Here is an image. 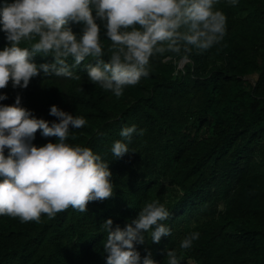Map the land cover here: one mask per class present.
<instances>
[{
    "label": "trees",
    "instance_id": "trees-1",
    "mask_svg": "<svg viewBox=\"0 0 264 264\" xmlns=\"http://www.w3.org/2000/svg\"><path fill=\"white\" fill-rule=\"evenodd\" d=\"M216 7L228 17L223 40L193 48L188 61L183 49L155 53L150 74L121 96L88 78L92 56L75 65L79 79L41 69L27 87L14 88L10 80L0 88L8 94L0 103H14L20 93L24 106L49 121L59 119L52 104L85 115L87 123L73 128L69 141L110 161L115 184L112 196L89 201L87 211L69 206L28 221L0 214V264H108L103 221L111 217L113 227H124L155 199L169 207L164 222L172 232L159 242L146 233L136 244L142 256L150 249L168 264L167 250L175 249L181 264H264V0H218ZM72 27L82 31L81 24ZM102 41L107 59L112 41ZM8 43L0 24V48ZM133 123L143 134L134 133L130 152L115 158L113 142ZM41 131L34 143L55 142ZM193 230L199 238L181 248Z\"/></svg>",
    "mask_w": 264,
    "mask_h": 264
},
{
    "label": "clouds",
    "instance_id": "clouds-1",
    "mask_svg": "<svg viewBox=\"0 0 264 264\" xmlns=\"http://www.w3.org/2000/svg\"><path fill=\"white\" fill-rule=\"evenodd\" d=\"M236 4L239 0H230ZM218 0H4L0 6V24L10 42L0 48V88L11 80L12 86L27 87L42 69L79 79L74 71L88 56V78L116 96L127 85L140 82L151 71L155 53L184 50L190 59L193 48L205 50L223 40L227 33V14L216 7ZM73 23L82 31L73 30ZM112 41L105 59L102 37ZM28 42L24 44L22 42ZM51 54L50 62L37 63L34 56ZM73 58L69 63L68 58ZM0 92V101L7 98ZM0 103V214L19 216L22 221L39 220L42 213L53 217L69 206L87 211L88 202L113 195L110 161L91 146L69 141L73 128L87 123L85 115L73 114L57 104L50 113L58 120L34 115L22 104ZM37 129L44 136H56L55 142L34 143ZM143 134L133 123L125 125L121 137L113 142L115 158L130 152L127 141L134 133ZM7 147V154L5 149ZM159 199L147 202L126 226L113 227L111 217L103 221L108 237L103 243L108 264H161L136 247L146 233L159 242L172 228L164 221L171 215ZM200 236L198 230L187 233L180 247L190 248ZM168 264H181L175 249L167 250ZM192 261V260H191ZM190 261V262H191ZM190 264V263H189ZM199 264V263H198Z\"/></svg>",
    "mask_w": 264,
    "mask_h": 264
},
{
    "label": "built area",
    "instance_id": "built-area-1",
    "mask_svg": "<svg viewBox=\"0 0 264 264\" xmlns=\"http://www.w3.org/2000/svg\"><path fill=\"white\" fill-rule=\"evenodd\" d=\"M190 264H198V262L196 260H192Z\"/></svg>",
    "mask_w": 264,
    "mask_h": 264
},
{
    "label": "rangeland",
    "instance_id": "rangeland-1",
    "mask_svg": "<svg viewBox=\"0 0 264 264\" xmlns=\"http://www.w3.org/2000/svg\"><path fill=\"white\" fill-rule=\"evenodd\" d=\"M183 63V62H182Z\"/></svg>",
    "mask_w": 264,
    "mask_h": 264
}]
</instances>
